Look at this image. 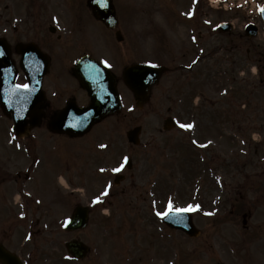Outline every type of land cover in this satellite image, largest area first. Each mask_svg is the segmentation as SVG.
Masks as SVG:
<instances>
[{
    "label": "rangeland",
    "instance_id": "obj_1",
    "mask_svg": "<svg viewBox=\"0 0 264 264\" xmlns=\"http://www.w3.org/2000/svg\"><path fill=\"white\" fill-rule=\"evenodd\" d=\"M16 1L24 4L28 0ZM193 1L196 0H114L117 8L118 21L124 32V37L129 39V37L136 33V48L134 49V54H136V58H141L137 60L151 59L152 61L161 63H167L168 61L170 62L171 68L183 61V54L186 49L185 44L189 43H184L186 42L187 31L180 23L185 17L179 19L178 16L183 15L181 14V11L178 12V10L184 8L182 10L188 14L191 10ZM199 1L197 0L199 5H201L200 9L208 11L206 1ZM201 10H197L198 16L205 15L204 11ZM173 12L175 13L173 14ZM88 15V11L81 10V13L75 17L76 19L73 22L74 26L84 27L87 32L83 34L87 37H92L94 35L98 38L103 37L109 39V37L102 32L97 23L88 18ZM237 16L241 17V15ZM233 17H235V15ZM220 18L214 16L212 19L214 22L221 19H229L224 17ZM235 19L236 28H234V31L232 32L240 31V27L243 23V18L240 20L237 18ZM107 34L110 35L109 32ZM113 37L114 36L112 35V39ZM208 39H211L208 42L212 46L214 44L224 43V39L217 33H210L205 41L207 42ZM255 40L260 44L261 55H264V41L259 39ZM113 44L114 43L108 47L107 44L105 45V50H109L112 54H114L115 50ZM234 44H236V48L232 45V48L230 46L229 51L232 52L233 56H237L238 59L235 61L236 63H234L231 82L235 79V76L238 77V80L237 82L234 80L231 83L234 86L232 89V100L230 99L228 101L229 103L224 106L226 109L229 108L225 110L227 117H229L232 123H225L223 121H229V119L226 118L225 120H222V117H219L223 123L218 121V125L222 123V126H214L213 128L215 130L213 132L215 133L213 134L215 137L212 146L213 148H210L209 150L208 148H198L196 150L190 148L187 145V136L180 132L179 129L164 133L157 131L161 129V123L166 115L172 113L180 114L179 112H181L178 104L180 100V84L178 78L180 75L187 72L191 73L192 71L193 73L201 72L205 74V83L207 85L214 84L215 95L213 96L215 98H221L219 97L220 95H218L219 90L223 84L228 83L225 82L224 70H220V66H224L226 60H224V54V56H219V52L213 54V50L212 55L210 54L206 56L204 60L200 61L199 67L197 66L192 71L176 69L164 74L163 80H161L160 84L155 87L152 92L150 102H148L142 109L137 110L134 106V101L129 103L130 101L126 100V105H124L122 113L103 123L102 129L107 131L105 134H108L107 137H104V140L113 139L115 146L112 147L109 145L111 151L109 152V149L105 150L104 153L100 155V160H111L112 156H114V159L118 161L120 155L127 152L120 146L121 143L124 144L125 141L128 143L125 137V132L135 125H141L144 129L142 137L143 143L151 140L153 134L155 135V140L150 144L149 148L145 145L146 147L141 146L136 149L137 151L135 150V156L138 158L140 165L142 166V168H139L140 170L138 169L140 176L136 178L138 188L131 185L130 180H126L121 188L117 189L121 194L113 197L110 209L104 210L105 213L110 212L111 216L108 218L107 215H103L102 212L98 210L94 213L92 222L93 225H99L98 229L102 227L103 230V227L108 229V225L113 229L114 224H123L129 219H135V221L139 219L140 221V218L144 217V224L140 223L142 226H139L142 231L141 235L143 236L141 237L137 232V234L135 233V236L134 233H126L122 239V245L124 246L127 244L128 248L135 246L129 248V250L130 252L137 254L136 257L140 256L139 249H142V252H144L145 249L151 251L152 257L156 256L154 262L151 264H167L168 258L174 259L172 251L178 246L176 243L174 244L172 240L175 237L164 238L163 240V235L157 230L156 220L151 216L149 200H134V197L128 195L145 192V190L141 188L140 179L144 178V180H153L149 187L154 192H157L159 196H164L165 198L168 193V195H172L171 201H176V203L180 201L176 206L186 205L180 203L193 205L191 203V200L193 199L190 198L191 195L195 193V187L197 184L195 183V176L197 173H203L201 169H206L202 167L204 165H211L214 167V165L217 164V166H219L218 163L223 162L224 160L225 162L232 161L228 164L230 166L228 167L227 165L226 168L217 167L216 173L221 174L226 181H229L228 187L225 188L226 190L223 188L221 189L223 198L225 197V193H227V191L229 192L226 194V198L222 203V209L217 212V215L219 216L222 214L221 216H223L225 212L229 210L230 202L234 203V205L237 204L238 206L243 204L245 211L248 210L252 213L249 220L250 229H241L242 218L240 215L236 216V218L232 217L231 223L228 221L225 222L224 219H219L220 221L218 220L217 225L221 234H214L210 241L211 243L214 241V244L219 243L220 245L219 249L216 247L217 255L220 259L219 262H221V260H226L227 264H244L242 258L245 256L241 255L239 249L237 252V247L240 248V241L243 237L242 234H245L246 237L255 234L256 239H259L254 241L252 238L250 243H248L249 250L251 251L249 258H251L250 260L253 264H264V83L261 84V80L263 79L264 81V73L262 74L258 70L259 64L257 63V60L260 58V54L255 52V50L250 51L248 53L249 56L246 54V48L248 46L249 49L251 48L249 42L247 43L245 40H240L239 45L237 43ZM240 57H242L241 63L239 60ZM234 59L235 58H233V60ZM171 60L175 62L171 63ZM262 71H264V67ZM241 81L243 82L242 84ZM240 101H243L245 108H243V103L240 107ZM168 106L170 107L169 111ZM205 123H207V121ZM200 129L201 128L198 130L200 140L204 139L200 136V131L203 135L212 133ZM256 136H258V138ZM254 137H256V139H254ZM258 141H260V144L257 147L255 142ZM255 147L257 150H255ZM118 148L120 151H118ZM148 149L151 151H148ZM214 151H216L217 155L215 159L211 156ZM166 153H168V158L164 157ZM194 168L198 169L196 174L194 173ZM157 169H159V174L155 175ZM74 176L77 177L79 174H74ZM90 181L91 182L88 184L89 192H91L90 189L94 188L92 179H90ZM75 182L78 183L79 181ZM98 186H102V183ZM11 187L12 185L9 188L5 187L3 190H0V198L2 196L1 193H6L8 190L7 205H13ZM69 187L70 186H67L68 189H66V191L70 190ZM123 189H125V191H122ZM164 201L165 200L162 201L160 209L163 207V204L165 206L166 203H164ZM212 202V200H205L204 204L211 206ZM69 203L70 202H68V204ZM125 204H128L130 208L124 209L126 208L124 206ZM10 207L12 210L9 211L7 209L6 214L3 215V217L7 216L5 217L6 222H4V224H7L11 230L14 231L11 232L12 236L16 235L22 237L25 234L26 229L14 216V214L16 215L18 212L16 205H10ZM99 214H101L102 217ZM139 215L141 217H139ZM62 217L63 216L56 217V219L58 220ZM209 218V215L204 214H196L195 216L197 225L204 229L209 228L212 224H210L211 219ZM30 219L35 221L36 217ZM112 229H110L109 233L98 231L93 234V237L96 236L101 242V238L104 235V240L107 241V235L112 233ZM152 231L154 232L153 235H155V237L149 236L152 234ZM50 234L53 235L54 233ZM91 234L92 232L90 229L87 233L88 239H90ZM81 236L83 237L84 235L81 233ZM148 236L152 238L150 242L151 246L148 245V242L144 244V246H141V243L144 242ZM177 237H180L179 239L183 238L180 235ZM225 238H230L234 241L235 246L237 245V247L234 248L232 256L228 253V246L224 245ZM183 239L185 249L189 248V243H195L193 240L187 238ZM152 240L154 241V245H152ZM165 241L168 242L169 245H166ZM172 245H175L176 247H171ZM17 247L18 244H15V248ZM233 247L234 246H232V248ZM160 250L163 251L160 252ZM190 250L193 252V247H191ZM102 251L106 253L109 252L106 246ZM56 252L61 254L59 248H57ZM207 252H209L207 246L202 245L201 249L199 248L196 253H190L189 255L185 254L188 258L190 256V259L186 260L185 264H196L197 257H199L198 264H217L218 261L212 258L214 255L212 254L211 257L210 253L208 254ZM58 261H56L55 264H70L65 261L59 263ZM35 264L42 263L36 261Z\"/></svg>",
    "mask_w": 264,
    "mask_h": 264
},
{
    "label": "flooded vegetation",
    "instance_id": "obj_2",
    "mask_svg": "<svg viewBox=\"0 0 264 264\" xmlns=\"http://www.w3.org/2000/svg\"><path fill=\"white\" fill-rule=\"evenodd\" d=\"M50 12L45 9H38L37 13L33 14L31 17L27 18V24H29L26 28H22V39L23 42H34L38 46H40L45 52H48L50 56H55L57 51H60V41L63 38V35L60 33H53L50 32V24H47L49 22ZM2 25H4L5 21L7 20L6 17H3V19H0ZM45 25H48L46 27ZM2 30L4 27H1ZM5 35V33H3ZM86 45V40L74 38L70 40V48L67 49L68 54H75L78 52V54L83 53V47ZM70 92V93H69ZM72 94L70 97L75 98L78 100L86 101L88 100L87 93L81 88L80 85H77L76 83L71 82V90L67 92V95ZM46 107L43 109L42 114V124L47 125V120L52 117L54 112L57 108H53V104L49 99V96L47 95L46 101H45ZM40 126V127H41ZM41 132L42 130H38ZM31 138V136H29ZM8 135L7 131L4 129L0 130V190H3L5 187L8 188V180H9V163L12 161H17L21 158H23V153L25 150H10L9 146L7 145ZM27 152H30L29 150ZM42 159H45V155H41ZM25 179H29V176H25ZM31 180V179H30ZM53 182V177L51 176L50 170H47V166H42L38 169L36 176L32 178L30 182L27 183V185L34 184L33 189L36 191H40L41 189H38L35 187L42 186L44 189V193L46 190L49 189L50 184ZM29 189L33 190L32 187H29ZM2 196L0 198V202L7 200L8 193H1ZM32 198L31 195H27ZM26 205L31 207L33 205L32 201H28L25 199ZM77 204V203H76ZM78 205V204H77Z\"/></svg>",
    "mask_w": 264,
    "mask_h": 264
},
{
    "label": "water",
    "instance_id": "obj_3",
    "mask_svg": "<svg viewBox=\"0 0 264 264\" xmlns=\"http://www.w3.org/2000/svg\"><path fill=\"white\" fill-rule=\"evenodd\" d=\"M100 1L102 2V6H103V3H105V5L103 6L104 7L103 9H99L98 8L97 3H96L97 0H93L91 4L94 7L96 13H97V10H99V12H101V14L103 16H106L103 12L106 13L108 11L107 10L108 9V5L110 4L111 1L110 0H100ZM109 11L111 12V10H109ZM148 71H151V69L146 68V69H139L138 71L136 70L134 75H133V78L131 77L132 79L131 78L128 79L129 85L135 90V92L137 93V95L139 97H141L142 95H144L145 92H147L150 84L155 80V79H153V80L148 79V80L143 81V79L145 78L144 76L146 75V72H148ZM152 71L153 72H156V71L159 72L158 70H156V71L152 70ZM99 87H100V85H99ZM99 94H100L99 95L100 98H102L101 99L102 101L101 100L97 101L96 99H94L93 102H92V106H90L89 108L83 110V112L90 110V112H92L95 115L90 120L92 122L95 121V119H93V118H96V119L100 118L101 119V117L106 115L108 112L116 110L119 107L118 105L116 106V103H112L111 98L105 92H103V88L102 87L99 88ZM112 106L114 107L113 110H111ZM84 216L85 215L81 214L80 220H79L80 222H84Z\"/></svg>",
    "mask_w": 264,
    "mask_h": 264
},
{
    "label": "snow or ice",
    "instance_id": "obj_4",
    "mask_svg": "<svg viewBox=\"0 0 264 264\" xmlns=\"http://www.w3.org/2000/svg\"><path fill=\"white\" fill-rule=\"evenodd\" d=\"M262 12H264V7H261V9H260ZM20 87H23V88H27L28 87V85H21ZM182 127H185V128H190V127H192V125H181ZM116 171H119L120 169H115ZM105 194H107V193H105ZM97 199H99V198H97ZM169 210L170 211H180V210H178V209H175V208H172L171 207V204L169 205ZM161 215H166L167 213H160Z\"/></svg>",
    "mask_w": 264,
    "mask_h": 264
}]
</instances>
